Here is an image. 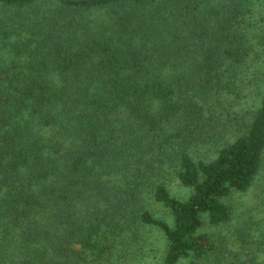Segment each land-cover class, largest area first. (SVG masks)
Segmentation results:
<instances>
[{
  "label": "trees",
  "instance_id": "obj_1",
  "mask_svg": "<svg viewBox=\"0 0 264 264\" xmlns=\"http://www.w3.org/2000/svg\"><path fill=\"white\" fill-rule=\"evenodd\" d=\"M263 172L264 0H0V264H264Z\"/></svg>",
  "mask_w": 264,
  "mask_h": 264
},
{
  "label": "rangeland",
  "instance_id": "obj_2",
  "mask_svg": "<svg viewBox=\"0 0 264 264\" xmlns=\"http://www.w3.org/2000/svg\"><path fill=\"white\" fill-rule=\"evenodd\" d=\"M263 177L264 172L262 173V177H260L261 179L258 178L249 191L245 194H237L232 197V203L234 204V207H236V214L238 216L237 219H240V217H247L248 215L255 218H259L261 216L260 210L262 209V206L260 200L264 192ZM171 187L173 192H176L178 195L182 194L183 190L179 188L175 182L171 184ZM152 239L154 240V244H149L145 252L139 256L142 257V260L139 261L137 259L135 264H154L160 254L158 247L161 245V241L159 237L155 236V234H152ZM130 264H134V262L132 261Z\"/></svg>",
  "mask_w": 264,
  "mask_h": 264
}]
</instances>
